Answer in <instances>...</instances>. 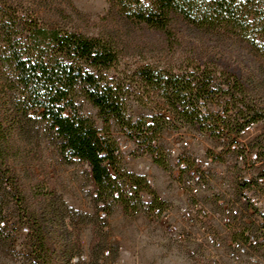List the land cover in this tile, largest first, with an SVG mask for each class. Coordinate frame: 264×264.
Listing matches in <instances>:
<instances>
[{"label":"rangeland","instance_id":"1","mask_svg":"<svg viewBox=\"0 0 264 264\" xmlns=\"http://www.w3.org/2000/svg\"><path fill=\"white\" fill-rule=\"evenodd\" d=\"M0 1L21 18L33 15L48 29L89 37L107 36L115 42L120 50L119 62L103 75L124 89L127 115L136 121L156 117L169 121L156 142L164 149L163 167L157 166L150 154L139 150L138 144L116 125L111 126V136L121 151L120 184L127 182L130 173L152 179L153 188L141 193L142 202L147 205L168 193L169 201H178L170 210L171 222L185 232L179 208L192 199L177 193L178 182L170 174L173 165L168 153L173 149L183 153V139L191 138L197 131L175 120L163 101L135 76V71L147 65L176 73L189 67L206 68L212 72L211 83L216 93L205 103L207 116L229 111L228 117H233L238 110L246 113L248 108H256L264 115V61L237 41L212 37L181 22L174 24L171 38L122 23L110 14L107 0ZM235 80L241 85L236 90L231 88ZM232 96L239 102L234 104ZM77 104L81 113L93 118L102 129L97 110L83 97L77 99ZM258 124L264 131V120ZM203 135L201 148H194L186 156L205 149L215 155L222 143L210 134ZM254 138L248 141L251 146ZM11 145L14 150L8 165L20 180V197L10 195L3 200L0 264H205L200 258L205 254L214 255L221 264H235L227 256L230 237L222 226L199 223L200 230L204 228L205 233L215 234L222 242L221 250L212 251L199 231L193 235H200L201 243L194 241L192 234L187 241L179 242L146 207L136 214L125 211L111 199L96 201L88 169L83 163L61 157L45 123L32 121L21 130L15 128ZM229 158L225 157L229 162L225 167L232 177L236 174L235 162L233 156ZM222 161L219 158L216 163ZM212 190L209 186L201 195L208 207L215 206L210 196ZM102 209L109 212L106 217L101 216ZM39 229L46 235L45 245L50 249L43 257L34 246ZM237 264L248 262L242 257Z\"/></svg>","mask_w":264,"mask_h":264},{"label":"trees","instance_id":"2","mask_svg":"<svg viewBox=\"0 0 264 264\" xmlns=\"http://www.w3.org/2000/svg\"><path fill=\"white\" fill-rule=\"evenodd\" d=\"M107 2L110 14L122 23L171 38L174 24L181 22L212 37L237 41L264 61V0ZM119 57L120 50L110 37L48 29L33 15L21 18L0 1V226L3 200L10 195L20 197V180L8 165L14 150V129L21 130L32 121L45 123L64 160L85 165L96 201L111 199L125 211L135 213L146 207L152 214L155 208L162 207L159 199L147 205L142 202L141 193L152 189L146 177L130 173L127 182L120 184L121 151L111 136V126L116 125L138 144L139 150L150 154L153 162L163 167L164 149L156 142L169 121L163 117L136 121L127 115L124 89L103 75L117 65ZM211 74L206 68L189 67L176 73L150 65L135 71V76L163 101L175 120L198 133L218 139L220 125L237 133L264 120L256 108H248L246 113L238 110L233 117L207 116L205 103L216 96ZM235 82L230 86L234 90L241 87ZM80 97L97 110L102 129L93 118L81 113L77 104ZM232 99L234 104L239 102L233 96ZM101 211L105 217L109 214L107 209ZM45 236L40 229L36 231L34 246L40 257L50 251Z\"/></svg>","mask_w":264,"mask_h":264},{"label":"built area","instance_id":"3","mask_svg":"<svg viewBox=\"0 0 264 264\" xmlns=\"http://www.w3.org/2000/svg\"><path fill=\"white\" fill-rule=\"evenodd\" d=\"M219 115L227 116L225 111ZM254 136L251 146L248 141ZM218 137L222 145L214 151L215 155L208 149L191 157L185 155L194 148H201L204 135L198 132L189 139H183V153L176 149L168 153L173 165L170 174L178 182L177 193L180 197L187 195L192 199L191 203L179 208L178 215L185 232L180 225L171 222L170 210L178 205V201H169L168 193L159 197L163 205L155 208L152 214L167 226L169 234L179 242L187 241L189 234L200 232L212 251L221 250L222 242L215 234L205 233L204 228L200 230L199 223L208 222L214 228L222 226L230 237L227 256L232 262L237 264L245 257L248 264H264V131L260 130L258 123L249 124L237 133H230L220 125ZM230 155L233 156V169L236 171L232 177H229L225 167V163L229 164L225 157ZM219 158L223 161L218 165ZM146 179L153 188L152 179ZM209 186L211 190L213 188L210 196L215 202L214 207H208L201 200L202 193ZM167 201L171 204L168 205ZM102 216L105 217V214ZM200 235H193V240L201 243ZM200 258L205 264H221L214 255L205 254Z\"/></svg>","mask_w":264,"mask_h":264}]
</instances>
